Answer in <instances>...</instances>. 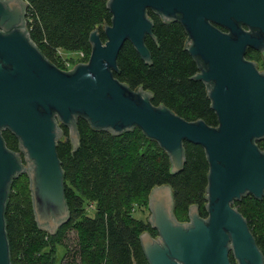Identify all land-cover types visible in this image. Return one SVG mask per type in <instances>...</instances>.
<instances>
[{"label":"water","instance_id":"1","mask_svg":"<svg viewBox=\"0 0 264 264\" xmlns=\"http://www.w3.org/2000/svg\"><path fill=\"white\" fill-rule=\"evenodd\" d=\"M26 8L23 0H0V264H11L5 212L14 178L27 174L41 229L54 234L68 221L56 142L62 124L77 146V117L116 136L139 128L168 154L172 174L183 170L184 142L205 150L207 216L202 218L192 206L189 222L179 223L171 187L153 188L147 222L157 236H140L149 264H231L230 252L236 264H264L246 220L232 207L246 195H264V150L256 143L264 139V73L245 59L249 49L264 59V0H110L106 41L92 32L88 62L65 71L45 59L29 39ZM148 10L185 29L187 51L199 61L194 79L211 84L208 94L217 127L154 107L149 93L130 90L113 77L126 41L149 63L144 42L153 23ZM5 130L18 138L26 166L5 147Z\"/></svg>","mask_w":264,"mask_h":264},{"label":"trees","instance_id":"2","mask_svg":"<svg viewBox=\"0 0 264 264\" xmlns=\"http://www.w3.org/2000/svg\"><path fill=\"white\" fill-rule=\"evenodd\" d=\"M27 4L25 28L43 57L60 70H67L61 52H81L87 63L91 53L90 34L96 31L106 41L104 28L111 24L110 0H23ZM153 23L146 36L150 60L145 63L126 41L116 59L113 77L130 90L143 89L154 107L164 106L185 121L202 120L218 126L208 89L211 84L195 80L199 61L187 51L189 37L177 22L165 21L151 10ZM225 32L224 29L220 28ZM78 63V64H80ZM77 65V64H76ZM78 143L74 147L69 128L59 125L56 153L64 174L65 201L69 219L54 234L35 221L27 174L14 178L9 189L5 222L11 264H149L140 236H157L147 221L136 219L134 207H148L155 187L168 185L174 194V215L179 223L189 222V209L197 206L207 216L205 199L209 164L205 150L183 143V170L172 174L168 154L139 128L116 136L95 129L83 117L75 121ZM5 147L17 153L24 166L18 138L1 131ZM263 150L264 143H258ZM246 220L264 258V195H246L233 202ZM148 209V208H147ZM76 235L75 248L66 244ZM63 254L58 259L59 249Z\"/></svg>","mask_w":264,"mask_h":264},{"label":"rangeland","instance_id":"3","mask_svg":"<svg viewBox=\"0 0 264 264\" xmlns=\"http://www.w3.org/2000/svg\"><path fill=\"white\" fill-rule=\"evenodd\" d=\"M60 55L61 58L63 59L64 65L66 66V64L69 65V67L67 68H71L73 66H75L76 64L82 62L83 59V54L81 52H73V53H66V52H61L60 51ZM132 214L136 219L142 220V221H147L148 218L150 217V212L147 208L142 207H134L132 210ZM66 244L71 248L74 249L75 248V244H76V235L74 232H71L67 235L66 238ZM63 254V249L60 248L58 251V259L61 258ZM67 260V259H66ZM66 260L63 261V263H66Z\"/></svg>","mask_w":264,"mask_h":264},{"label":"flooded vegetation","instance_id":"4","mask_svg":"<svg viewBox=\"0 0 264 264\" xmlns=\"http://www.w3.org/2000/svg\"><path fill=\"white\" fill-rule=\"evenodd\" d=\"M245 59L247 61L254 62L256 64L257 70L260 73H264V59H263V56H262V53L261 52L256 51V50L249 49L248 52H247V54L245 55ZM260 142H263L264 143V139L261 140V141H259V142H256L257 145ZM263 150H264V148H263ZM228 257H229V260H230L231 264H236V261L234 260L231 252L229 253V256Z\"/></svg>","mask_w":264,"mask_h":264},{"label":"built area","instance_id":"5","mask_svg":"<svg viewBox=\"0 0 264 264\" xmlns=\"http://www.w3.org/2000/svg\"><path fill=\"white\" fill-rule=\"evenodd\" d=\"M65 67H66V69H67V70H70V69L72 68V67H71V68H67V67H69V65H68V64H66V66H65Z\"/></svg>","mask_w":264,"mask_h":264}]
</instances>
